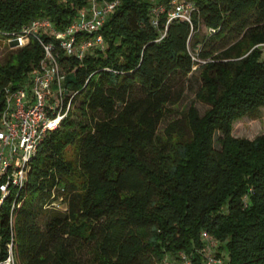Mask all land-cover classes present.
Returning a JSON list of instances; mask_svg holds the SVG:
<instances>
[{
    "label": "trees",
    "instance_id": "trees-1",
    "mask_svg": "<svg viewBox=\"0 0 264 264\" xmlns=\"http://www.w3.org/2000/svg\"><path fill=\"white\" fill-rule=\"evenodd\" d=\"M103 1H119L99 31L104 49L81 61L58 54L73 110L0 206V262L11 244L15 264H161L180 253L204 264L206 232L216 258L264 264V133L232 136L234 122L264 108V0H175L192 6L189 21H168L174 0ZM87 4L0 0V35L8 45L36 19L63 31ZM155 7L163 12L154 17ZM14 49L0 64V112L4 89L42 58L37 34ZM193 69L209 108H189L188 137L177 122L158 134L183 94L170 79ZM52 196L66 210L51 207Z\"/></svg>",
    "mask_w": 264,
    "mask_h": 264
},
{
    "label": "built area",
    "instance_id": "built-area-1",
    "mask_svg": "<svg viewBox=\"0 0 264 264\" xmlns=\"http://www.w3.org/2000/svg\"><path fill=\"white\" fill-rule=\"evenodd\" d=\"M119 1L88 0V4L77 12L71 24L63 31H57L47 19H36L23 27L19 33H12L7 44L14 48L25 46L29 38L38 35L42 58L33 65L26 79L17 87L4 89V106L0 112V206L11 192L23 188L29 164L36 155L44 138L54 132L69 117L73 110V94L65 85V74L58 61V54L81 61L87 54L104 49V41L99 34L109 15ZM173 9L168 13V21L182 19L189 21L192 6L172 1ZM152 24L157 25L153 20ZM82 34L92 37L78 41ZM45 35L51 41H42ZM52 196L51 199H53ZM55 209L66 210L63 196L52 200ZM204 264H227L216 258L214 249L219 245L206 232L201 233ZM213 251V253H212ZM179 264H192L191 259L180 253ZM0 264H15L12 245H8V255ZM161 264H169L163 261Z\"/></svg>",
    "mask_w": 264,
    "mask_h": 264
},
{
    "label": "rangeland",
    "instance_id": "rangeland-1",
    "mask_svg": "<svg viewBox=\"0 0 264 264\" xmlns=\"http://www.w3.org/2000/svg\"><path fill=\"white\" fill-rule=\"evenodd\" d=\"M163 12V8L155 7L152 10V15L155 17L159 13ZM201 33H206V29L201 28ZM16 53V50L13 46L6 45V37L0 35V64H4L11 54ZM203 63V62H201ZM170 86L172 88L178 89L182 88L183 94L179 102L175 105H169L166 107L165 115L162 122L158 127V134H162L164 128L172 123L177 122L178 127L181 128L182 132L185 134V137L189 136L188 129L185 124L184 116L187 114L190 107H194L198 114L202 116L207 109L208 105L203 103L198 98V93L200 91L202 81L200 79V71L198 69H193L191 73L187 76L182 74H177L173 76L170 81ZM81 100V99H79ZM73 121H78L77 116H73L71 119ZM264 133V108L259 109L258 113L252 117H243L232 125V136L236 138H245V139H253L258 135ZM218 135H215L217 138ZM77 144L71 145L67 148L70 153H74L77 150ZM215 147L218 148V144H215ZM73 158V155L71 156ZM70 157V158H71ZM45 209V207H43ZM52 210H47L46 213L42 214L41 220L46 221L48 217L51 215ZM218 246L214 249V255L218 254ZM169 264H179L178 261L175 260V257L168 256L165 259Z\"/></svg>",
    "mask_w": 264,
    "mask_h": 264
}]
</instances>
